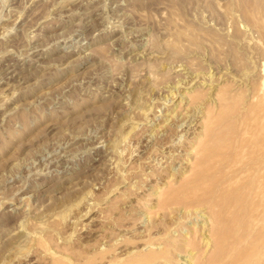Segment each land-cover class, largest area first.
Segmentation results:
<instances>
[{
    "label": "rangeland",
    "instance_id": "1",
    "mask_svg": "<svg viewBox=\"0 0 264 264\" xmlns=\"http://www.w3.org/2000/svg\"><path fill=\"white\" fill-rule=\"evenodd\" d=\"M263 67L264 0H0V264H207L208 208L160 204L226 109L259 110L264 162Z\"/></svg>",
    "mask_w": 264,
    "mask_h": 264
},
{
    "label": "bare ground",
    "instance_id": "2",
    "mask_svg": "<svg viewBox=\"0 0 264 264\" xmlns=\"http://www.w3.org/2000/svg\"><path fill=\"white\" fill-rule=\"evenodd\" d=\"M180 56H183V55H180ZM185 56L189 58L188 55H185ZM262 71L264 72V70ZM261 74H263L262 76L264 77V73L261 72ZM210 76L202 77L203 82L198 84V86L196 87V88H199L200 90H196L195 95L191 97L193 101L203 102L205 98L203 96L202 86L205 85L206 83L211 82L213 84L220 80V77H217V76L214 77V75L211 77ZM216 87L217 86L215 84L213 88H216ZM228 88L223 89L221 91V94L226 95V97H228L229 93L233 94L232 91L230 92V90H228ZM238 90H240V88ZM235 94H238V93H235ZM221 100H218L219 103H221L220 102ZM2 101H0V103ZM253 103L256 104L255 102ZM255 106L256 105H254V108ZM258 108L259 106L257 107V109ZM258 111H256V108H255V112H256L255 114L259 113ZM231 112H232V108L226 109L225 111L221 112L217 117L214 116L208 121L207 127H205L206 129L203 128V131L207 130L206 139L201 142L197 141L198 143L200 142V149L197 150L196 152L197 160H194L195 166H193L194 163L192 165L195 171L194 176L187 178L185 180L186 182L184 186L181 189L179 188L177 189L178 191H173L168 196H166L165 201L162 202V204H160L162 206V209L161 208L160 209L167 210L170 206L174 204L175 206H177L176 204H179V205H185L184 210H187L186 208H189V210L190 208H193L194 209L193 211L198 213L200 212V210H204V209L207 210L208 208V213L212 216L213 218L212 220H208V218L205 217L206 214L200 215V218H202L201 222L203 224L199 225V227L203 228L202 229L203 232L201 231L202 232L201 236L203 239L202 240L200 239V243H199L198 241L199 239L197 240V237H198L197 235H198V232H200V230L198 231V227L194 226V227H197V229L195 230L193 228V231H192L194 239L190 241L188 240L189 241L187 243L188 245L185 244L186 246L191 248V250H194L195 247L198 245L202 247L205 242L207 246L213 245L214 246L213 250L215 251V254L211 256V258L209 259V262L207 261L208 262L207 264H264V162H263L262 122L261 123H251V119L254 118L255 114L253 117H250V118H249V115L246 114L243 120L237 119V122L234 121L235 123L230 125L228 129L225 130L226 131L225 133L218 132V129H219L218 127H221L220 124L222 122L224 115H227ZM204 132L203 134H205ZM204 137L202 136V138ZM195 145L197 146V144ZM181 212L182 211L179 210L180 214ZM190 214H191V211L188 212L187 216H189ZM176 215H179V214H175L174 218L176 217ZM172 219H173V216H172ZM173 220L175 221V219ZM169 221L170 219L168 220V222ZM159 227L161 228V226ZM208 227H209V230H208L209 234H207V231H206V228L208 229ZM162 230L161 232H163ZM181 230L183 231V229ZM172 231L174 230H171V232ZM156 234L158 235V233ZM167 242H168L166 243L167 245L163 247L159 246L160 248L158 249H156L157 246H155L156 248L155 247L154 248L156 249V251L153 250L143 255H139L133 260L131 259L132 261L130 262V264H156L157 262H162V261L166 263L168 261L177 260L178 257L175 259V256L173 255V248H176V244L173 247L172 245H170L169 241ZM160 243H162V240ZM153 245H157V244L153 243ZM214 251L211 250L212 254ZM190 253L191 255L189 254L188 256H192V253L194 252L191 251ZM185 264L187 263L185 262Z\"/></svg>",
    "mask_w": 264,
    "mask_h": 264
}]
</instances>
